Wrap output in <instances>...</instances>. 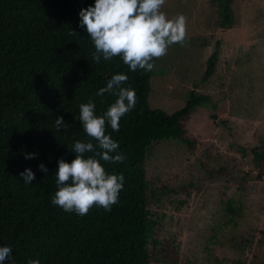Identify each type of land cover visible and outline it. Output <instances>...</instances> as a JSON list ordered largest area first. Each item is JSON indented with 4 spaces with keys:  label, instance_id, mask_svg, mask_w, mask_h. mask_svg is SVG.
<instances>
[{
    "label": "trees",
    "instance_id": "trees-1",
    "mask_svg": "<svg viewBox=\"0 0 264 264\" xmlns=\"http://www.w3.org/2000/svg\"><path fill=\"white\" fill-rule=\"evenodd\" d=\"M215 1L220 27H225L231 22L230 0ZM94 4L95 0H0V246L12 249L4 264H27L29 258L40 264H158L159 258L170 263L176 259L167 239L159 240V251H150L158 240L147 205L151 191L146 160L152 144L159 141L188 145L182 120L197 107L214 104L205 94L190 90L184 104L170 113L150 108L152 71H132L120 57L93 60L95 48L79 12ZM216 60L212 51L200 81L213 73ZM117 73L128 76L123 86L135 90L136 107L121 118L118 132L106 128L126 158L101 163L108 173L123 174V189L111 211L93 206L84 216L66 212L51 202L58 160L70 163L75 157L73 142L91 139L79 120V105L91 99L98 115L105 112L117 97L97 92ZM57 116L63 117L66 130H56ZM27 154L35 156L26 159ZM251 154L256 165L264 166V146L253 148ZM41 163L47 174L38 167ZM201 167L208 180L230 174L226 166L201 162ZM26 168L35 173L31 184L19 175ZM241 185L239 177L240 189ZM160 189L166 187L161 184ZM167 191L191 196L197 185L185 182ZM221 205L223 215H234L230 197Z\"/></svg>",
    "mask_w": 264,
    "mask_h": 264
},
{
    "label": "rangeland",
    "instance_id": "rangeland-1",
    "mask_svg": "<svg viewBox=\"0 0 264 264\" xmlns=\"http://www.w3.org/2000/svg\"><path fill=\"white\" fill-rule=\"evenodd\" d=\"M229 5L225 27L215 0H165L162 8L169 17L186 18V38L155 60L149 107L170 113L193 90L208 96L214 108L197 107L182 120L188 145L159 141L146 160L147 205L158 240L150 251H159V240L167 239L176 256L158 264H264V166L251 154L264 146V0ZM212 51L213 73L200 81ZM201 162L226 166L230 174L208 180ZM185 182L197 185L193 195L168 193ZM226 197L235 205L232 216L220 212Z\"/></svg>",
    "mask_w": 264,
    "mask_h": 264
},
{
    "label": "clouds",
    "instance_id": "clouds-1",
    "mask_svg": "<svg viewBox=\"0 0 264 264\" xmlns=\"http://www.w3.org/2000/svg\"><path fill=\"white\" fill-rule=\"evenodd\" d=\"M164 4L165 0H95L94 6L82 8L80 23L86 27L94 45L93 60L99 63L101 57L105 61L120 57L132 71H152L155 59L165 56L173 44H183L186 38V18L182 14L169 17L162 11ZM128 79L126 74H114L98 90V96L107 92L117 97L102 114L96 113V104L91 99L79 105V120L91 139L73 142L70 148L75 157L70 163L64 158L58 160L57 190L51 199L66 212L84 216L93 206L111 211V206L118 202L124 176L108 173L101 161L120 163L126 158L117 151L119 144L106 134V128L110 126L118 132L121 118L136 107L135 90L131 85L123 86ZM54 126L57 131L66 130L62 116L55 118ZM92 140L97 143L94 145ZM34 156L27 154L25 158ZM38 167L48 173L43 163ZM19 175L25 184L35 180L31 168ZM11 254V247L0 246V264ZM27 264H40V261L29 258Z\"/></svg>",
    "mask_w": 264,
    "mask_h": 264
}]
</instances>
